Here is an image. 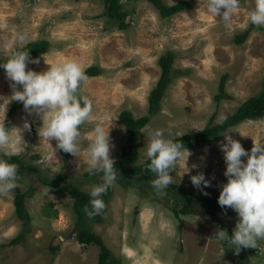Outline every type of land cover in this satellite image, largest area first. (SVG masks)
Listing matches in <instances>:
<instances>
[{"label": "rangeland", "instance_id": "374dc122", "mask_svg": "<svg viewBox=\"0 0 264 264\" xmlns=\"http://www.w3.org/2000/svg\"><path fill=\"white\" fill-rule=\"evenodd\" d=\"M179 1L183 0H163L166 4ZM187 1V9L163 17L147 0H121L128 27L120 29L118 21L105 15L102 0H0V56L19 47L14 37L23 32L26 43L36 39L49 43L47 51L32 57L39 63L29 62L28 69L44 71L47 63L66 59L77 60L84 69L91 65L102 69L82 84V95L93 101V112L80 127L81 152L70 154L65 162L55 140L51 145L41 141L37 132L41 121L35 113L26 112L23 104L10 113L13 102H22L12 100L5 107L0 99V121L7 128L21 129L23 140L13 146L14 154L40 171V175L23 171L18 175V187L0 197V264H96L98 246L77 240V214L71 196L41 178L71 183L86 192L100 182L99 175L87 171L84 150L89 134L97 123L109 130L113 160L121 157L124 147L131 149L119 114L123 110L135 117L147 114V98L160 75L161 55L172 52L173 70L179 72L162 97L160 112L137 134L133 148L137 164L144 161L143 147L153 130L160 129L171 139L201 131L212 117L213 124L221 123L244 100L264 89V26L257 27L248 18L254 0H240L227 24L207 12V0ZM238 35L241 42L236 40ZM222 75H226L225 94L217 101ZM10 84L5 70H0V97H11ZM18 90L22 88L18 86ZM25 122L30 130L24 128ZM227 134L250 152L254 141L264 143V116L229 127L211 143L186 148L190 155L185 152L177 161L170 185H184L198 195L218 199L221 185L227 182L224 153L219 147ZM242 160L246 162V157ZM201 172L210 181L209 187L201 186L203 191L190 179ZM17 192L23 194L29 215L26 225L15 211ZM107 194L106 208L88 218V226L122 264H197L200 258L205 264L235 262L230 244L213 239L217 227L228 234L230 229L232 234L239 219L235 211L228 228L222 226L227 221L223 212H217V218L193 214L176 218L171 194H159L148 184L126 182L118 175ZM18 235L21 239L12 244ZM219 245L225 248L223 252L229 249L224 253L230 257L227 262ZM259 245L260 254L254 253V248H244L249 264H264V241Z\"/></svg>", "mask_w": 264, "mask_h": 264}, {"label": "clouds", "instance_id": "9594fccd", "mask_svg": "<svg viewBox=\"0 0 264 264\" xmlns=\"http://www.w3.org/2000/svg\"><path fill=\"white\" fill-rule=\"evenodd\" d=\"M239 6L240 0H207V12L220 17L226 24L233 19ZM248 18L251 24L264 26V0H254ZM14 39L19 47L13 48L6 61L0 62L11 81L12 95L8 99H0L4 100L5 107L12 100L22 102L24 110L29 114L35 113L41 121L37 129L41 141L50 144L55 140L57 149L76 156L82 150L80 126L90 119L93 112V101L82 95V84L88 79L85 69L75 59L46 62L49 67L40 72L28 69L29 62L39 61L30 60L29 51L21 50L27 40L25 33L17 32ZM18 86L22 90H18ZM24 128L30 130L28 122L24 123ZM89 135L90 140L84 150L87 171L100 178V182L89 190L91 208L84 209L91 218L106 208L102 197L116 183L117 171L115 161L110 157L109 130L102 123H97ZM21 140L20 128H7L4 121H0V197L9 195L18 187V165L5 157L14 155L13 146H18ZM224 140L226 142H221L219 147L224 153L227 182L221 185L218 204L221 208L234 210L239 219L231 236L217 227L213 239L230 244L237 252L241 248L257 249L259 242L264 241V143L254 141L249 152L229 134L224 135ZM143 148L146 168L155 177L151 181L152 188L164 194L174 182L170 173L175 170L177 161L185 152L188 156L190 153L182 143L165 137L160 129L150 133ZM242 157H246V162ZM190 179L193 186L201 191L210 186L202 172Z\"/></svg>", "mask_w": 264, "mask_h": 264}, {"label": "trees", "instance_id": "16d2710c", "mask_svg": "<svg viewBox=\"0 0 264 264\" xmlns=\"http://www.w3.org/2000/svg\"><path fill=\"white\" fill-rule=\"evenodd\" d=\"M105 7V15L110 18L111 21H118V27L120 29H125L128 27V23L125 21L127 12L121 9V0H102ZM136 1V0H127ZM151 2L159 11L161 16L169 17L172 14L184 11L188 8V1L183 0L173 4H166L163 0H147ZM237 42L242 41V36L238 35L236 37ZM49 43L43 39H36L25 44L24 48L21 50L29 51L30 60L36 54L43 53L48 50ZM10 51L5 56H0V62L6 61L8 56L11 54ZM174 60V55L172 52H167L161 55L158 59V65L160 68V75L148 95V112L146 115L141 117H135L133 113L129 110H123L119 114V119L124 125L128 137V144L131 149L124 147L121 152V157L115 161V168L117 175L124 181L133 183H144L149 184V181L154 178V174L149 172L146 168V162L136 163V152L133 150L136 142V137L138 132L149 122L150 117L159 113L161 110V100L162 97L172 81L176 73L179 71H174L172 63ZM3 68L0 67V70ZM101 68L97 65H91L85 68V73L87 77H94L101 73ZM226 75H222L221 83L219 85V93L215 96V99L219 101L225 94L224 80ZM23 103L13 102L10 107V113L22 105ZM264 116V89L256 95H253L246 100H244L238 108L226 117L221 123L213 124V117L210 119L208 124L198 132L186 133L177 137L173 140L182 143L185 148L198 147L206 143H211L217 136L225 132L229 127H232L243 120L261 118ZM81 127V126H80ZM62 155L63 161H67L70 154L59 150ZM9 162L16 163L18 165V175L25 170L36 172L40 175V171L37 167L32 166L28 163L23 162L22 156L18 154L12 155ZM127 162L131 163L127 165ZM89 174V173H88ZM58 179H65L62 175H57ZM41 180L48 186L61 187L63 188L72 198L73 209L77 214V231L76 237L78 242L82 244H95L99 248L98 259L96 264H122V261L115 258L111 250L104 243L103 239L93 231H91L88 226V216L85 213V207L91 208L89 203L91 197L89 192L81 190L78 186L74 184H61L59 181L55 182V179L42 177ZM164 194H171L175 198V204L172 207L173 215L179 218L182 215H208L213 218H217V212H223L224 214L233 213L234 210L231 208H221L218 204V199L210 198L207 196H201L196 194L190 188L184 185H169L165 190ZM102 199L107 202L108 194L107 192L103 195ZM23 194L16 193L14 196L15 211L18 218L24 221V225L27 224L29 220V215L26 212V207L23 201ZM93 217L89 218L92 219ZM232 235V234H231ZM229 235V236H231ZM22 235H18L16 238L12 239L10 242L16 243L21 239ZM230 248L232 246L230 245ZM256 249H252L254 253ZM235 253V264H249V257L245 252L244 248H241L239 252L232 249Z\"/></svg>", "mask_w": 264, "mask_h": 264}, {"label": "crops", "instance_id": "0c3cea01", "mask_svg": "<svg viewBox=\"0 0 264 264\" xmlns=\"http://www.w3.org/2000/svg\"><path fill=\"white\" fill-rule=\"evenodd\" d=\"M227 215V221H225L224 223H222V226H225V224L227 225V228H228V226L230 227L231 226V222H230V220H231V218H230V216H231V213H229V214H226ZM220 221H221V219H220ZM227 222V223H226ZM228 231H229V234L231 235V231H230V229H227ZM225 248H223L222 246H220L219 245V247H218V251L220 252V253H222V256H224L225 257V252L226 253H228V251H229V249H226L224 252H223V250H224ZM227 256V255H226ZM230 258V257H229ZM228 256H227V258L225 257V262H227L228 261ZM235 259V258H234ZM197 264H205V261H203L201 258L197 261ZM230 264H231V262H230ZM232 264H235V262H232Z\"/></svg>", "mask_w": 264, "mask_h": 264}, {"label": "built area", "instance_id": "2783aa9c", "mask_svg": "<svg viewBox=\"0 0 264 264\" xmlns=\"http://www.w3.org/2000/svg\"><path fill=\"white\" fill-rule=\"evenodd\" d=\"M261 251H262L261 246H259V247L255 250V252H257V253H259V254H260Z\"/></svg>", "mask_w": 264, "mask_h": 264}]
</instances>
